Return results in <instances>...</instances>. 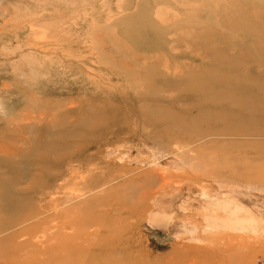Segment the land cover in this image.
<instances>
[{
	"label": "rangeland",
	"instance_id": "374dc122",
	"mask_svg": "<svg viewBox=\"0 0 264 264\" xmlns=\"http://www.w3.org/2000/svg\"><path fill=\"white\" fill-rule=\"evenodd\" d=\"M0 108V264H264V0H12Z\"/></svg>",
	"mask_w": 264,
	"mask_h": 264
},
{
	"label": "bare ground",
	"instance_id": "6f19581e",
	"mask_svg": "<svg viewBox=\"0 0 264 264\" xmlns=\"http://www.w3.org/2000/svg\"><path fill=\"white\" fill-rule=\"evenodd\" d=\"M12 0H0V10H2V9H4V7H5V4L6 3H10ZM12 4V3H11ZM31 25V28H33L35 25L32 23V24H30ZM46 44V43H45ZM48 44V43H47ZM50 45V44H49ZM49 45H47V47L49 46ZM34 46H35V44H34ZM43 46V45H42ZM46 47V46H45ZM49 48V47H48ZM45 49V48H44ZM50 49V48H49ZM54 49V48H53ZM44 53V52H43ZM48 56V55H47ZM50 69V68H49ZM33 70V69H32ZM39 70V69H38ZM205 136V135H204ZM72 175H73V173H72ZM78 175V174H77ZM85 177V176H84ZM83 177V178H84ZM78 178V177H77ZM85 179V178H84ZM80 180V179H79ZM82 180V179H81ZM78 181V180H77ZM50 183V182H49ZM45 184L44 185V187H43V189H40V190H35L34 188L32 189L31 188V190H33V192L32 193H35V195H38V198L40 199V201H43V200H47V198L48 199H50V201H52L53 200V198H54V196L53 197H51V192H52V188H51V183L50 184ZM59 185V184H58ZM28 191V190H27ZM57 192V191H56ZM27 193H29V191L28 192H25L24 190H22V191H19L18 192V194L19 195H25V194H27ZM56 196V195H55ZM57 201V200H56ZM243 204V203H242ZM41 215V214H40ZM39 217V216H38ZM34 219V218H33ZM32 219V220H33ZM35 219H37V218H35ZM32 222V221H31ZM28 223V222H27ZM19 224H21V223H18V224H16V225H14V226H11V227H9V230H10V228H13V227H15V226H17V225H19ZM24 224V223H23ZM21 227H22V225H20ZM17 228V227H16ZM8 230V231H9ZM12 230V229H11ZM14 230V229H13ZM4 235H6V234H4ZM3 235V237H5ZM1 237V236H0ZM6 238H8V237H5V239ZM3 240V239H2ZM4 242V241H3ZM2 242V243H3ZM1 243V244H2ZM1 247V246H0ZM7 247V246H6ZM2 249H5V247H1ZM2 249L0 250V251H2ZM7 249V248H6ZM3 252V251H2ZM4 252H5V250H4ZM7 252V251H6ZM5 252V253H6ZM1 253V252H0ZM5 255V254H4ZM2 258V257H1Z\"/></svg>",
	"mask_w": 264,
	"mask_h": 264
},
{
	"label": "clouds",
	"instance_id": "9594fccd",
	"mask_svg": "<svg viewBox=\"0 0 264 264\" xmlns=\"http://www.w3.org/2000/svg\"><path fill=\"white\" fill-rule=\"evenodd\" d=\"M0 115H5V113H4L2 108H0Z\"/></svg>",
	"mask_w": 264,
	"mask_h": 264
}]
</instances>
